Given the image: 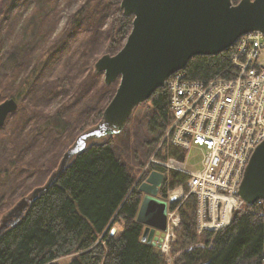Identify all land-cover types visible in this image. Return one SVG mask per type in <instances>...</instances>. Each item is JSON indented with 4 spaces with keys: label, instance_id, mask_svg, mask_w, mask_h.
<instances>
[{
    "label": "trees",
    "instance_id": "16d2710c",
    "mask_svg": "<svg viewBox=\"0 0 264 264\" xmlns=\"http://www.w3.org/2000/svg\"><path fill=\"white\" fill-rule=\"evenodd\" d=\"M9 1L18 7L24 3L22 0ZM58 1L38 0L41 16L37 23L32 22L38 25L32 28L34 33L27 44L26 40L22 41L26 29L12 35L16 14L11 7L5 9V2L0 0V83L4 81L2 79L6 81L5 74L14 77L23 73L28 76L27 82L22 83L26 88L24 94H30L32 100L38 101L43 111V106L57 100L59 107L55 112H49L42 125L45 132L50 130L62 135L69 131V111L80 101H91L92 96L100 95L101 102L99 96V106L89 108V123L80 131L100 119L116 86L114 83L106 86L100 79L102 74L95 72L92 64L100 53L114 55L121 49L131 30L132 17L123 16L120 0H84L76 11L67 16L62 35L52 39L51 35L61 19ZM63 1L69 5L74 0ZM238 1L232 0L234 4ZM24 24L30 23L26 21ZM77 34L86 37L78 49L73 50L71 40L75 41ZM8 39L11 40V52H2ZM46 45L52 48L41 62L40 48ZM63 52L68 55L63 61L64 72L52 88L46 87L47 83L42 81V67L57 63ZM231 52L232 48L218 55L191 58L183 70L185 78L209 81L216 77H229ZM0 93H6L1 84ZM149 102L153 112L137 123L144 127L143 136L157 135V131L164 130L168 119L165 88L157 89ZM22 131L23 128L18 129L16 136L19 137ZM124 134L122 131L115 138L109 137L89 146L73 160L56 184L29 207L17 225L2 235L0 264H55L57 259L66 256H72L69 264H166L158 248L141 241L143 226L136 221V215L142 194L133 187L134 176L115 153L116 147L121 146L129 151L130 138H124ZM161 136L159 132L156 137ZM18 140L12 138L10 152L15 150L13 146ZM136 153L133 152L134 159ZM156 155L164 160L172 157L183 161L186 151L164 145ZM4 164L5 180L0 183L3 189L0 194L4 196L0 197V204L9 202L15 194L19 195V178L15 177L17 159L8 158ZM152 170L164 174L159 190V196L164 199L176 187H185L188 180L187 174L167 171L154 164L148 166L142 179ZM6 183L8 186L4 185ZM176 206L177 203L170 209ZM6 209H9L8 205H0L1 214ZM195 211L196 196L190 194L178 206L180 224L176 230V248L172 250L173 254L177 253L174 264L264 263V202L251 207L244 205L242 210L234 212L228 227L216 233L205 232L200 239L195 232ZM115 223L122 226V232L117 238L109 237L108 228Z\"/></svg>",
    "mask_w": 264,
    "mask_h": 264
},
{
    "label": "water",
    "instance_id": "95a60500",
    "mask_svg": "<svg viewBox=\"0 0 264 264\" xmlns=\"http://www.w3.org/2000/svg\"><path fill=\"white\" fill-rule=\"evenodd\" d=\"M131 30L114 55L103 54L93 69L103 83L116 81L115 93L97 123L78 134L47 180L20 198L0 218V239L17 225L29 207L56 184L73 160L89 146L119 135L134 109L148 101L173 74L183 71L195 56L218 55L251 33L264 35V0H121ZM16 110L13 100L0 104V128ZM164 174L152 170L137 190L142 194L136 221L143 226L141 241L160 248L174 199L158 198ZM237 195L247 207L264 201V140L250 155ZM115 229L110 230V236ZM264 264V263H261Z\"/></svg>",
    "mask_w": 264,
    "mask_h": 264
},
{
    "label": "built area",
    "instance_id": "2783aa9c",
    "mask_svg": "<svg viewBox=\"0 0 264 264\" xmlns=\"http://www.w3.org/2000/svg\"><path fill=\"white\" fill-rule=\"evenodd\" d=\"M230 62L229 77L195 81L180 71L168 78L167 123L142 171L154 164L188 175L185 187H176L168 199L176 203L190 194L196 196L198 234L227 227L233 212L244 208L238 187L251 153L264 140V35L251 33L239 38L232 47ZM164 145L187 154L191 148H198L201 167L192 172L184 161L158 158L156 154ZM170 216L168 211L161 251L167 250L172 229L179 222L177 215L175 224Z\"/></svg>",
    "mask_w": 264,
    "mask_h": 264
},
{
    "label": "rangeland",
    "instance_id": "374dc122",
    "mask_svg": "<svg viewBox=\"0 0 264 264\" xmlns=\"http://www.w3.org/2000/svg\"><path fill=\"white\" fill-rule=\"evenodd\" d=\"M3 1L6 4L5 9H10L11 7L12 12L16 14V20H15L16 23L12 35H15L16 33H20L21 30L26 29V35L25 36L23 35L24 37L22 36L23 37L22 41L24 42V40H26V43L28 44L32 37V34L34 33V30L32 28H35L38 25V24L35 25L33 23H37L36 20H39L41 16L39 14L40 11L39 6H41V4L38 2V0H22V2L24 3L22 4L20 3L21 6L18 7V5L17 6H15V4L12 5L11 1L9 0H3ZM83 2L84 0H74L69 5H66L63 0L58 1V7L61 9V13H60L61 19L57 30L55 31V33L53 32L51 35L52 39L53 38L57 39L59 38V35L60 36L62 35L64 30V25L67 20V16H69L71 13L76 11ZM26 21L29 22L30 24L25 25L24 23ZM39 36L40 34L38 31L37 37ZM83 36H84L83 34L81 35L77 34L75 41L72 42L71 40L73 50L78 49V46L82 43L83 39L86 37ZM13 41L14 40H12V43ZM10 45H11V40L8 39V44L4 45L2 52L3 51L11 52V49L9 48ZM51 48H52L51 45H46L43 48H40L42 53L40 59L41 62H44L42 60L46 59L48 51ZM103 54L104 53L102 54L100 53L99 55H97V57H95L96 60ZM67 57H68L67 53L63 52L57 63H52L49 66L47 64L46 66L42 67L44 72L42 75L43 76L42 81L45 84L47 83L45 85L46 87L52 88L53 87L52 84L56 82V79L64 72L63 61ZM95 61L93 62L92 66L94 65ZM19 75H23V73L16 74L14 75V77L12 76V74L4 75L6 77V81L5 79H2L4 81L1 82L0 84L5 88L6 95L0 93L2 99L16 94L17 90L20 92V87L22 86V82L24 81L27 82L26 80L28 79V76L25 77L24 75V77L21 78V76L18 77ZM12 78L14 80H12ZM100 79L103 80V74L100 76ZM114 84L117 87L118 81L117 83ZM86 95L88 96V94ZM99 96L100 95L92 96L94 98L91 101L89 100L80 101L75 107H73L71 111H69L70 112L69 123H71L68 127L69 131H66L62 135H58L50 130L45 132L44 131L45 127L42 125L43 120L45 119L46 116L49 115V112L53 113L59 107L58 101L57 100L51 101L50 103L46 104L45 106H43L44 107V111H43L38 101L32 100L30 94H24L22 98V103L20 105V109L15 114L9 116L3 127L0 128V183H4L5 180V174L3 172V169L6 166L4 164V161H7L8 158L15 157L17 159V170H16L17 175H15V177L18 176L17 178H19V195L15 194L16 196L12 198V200H10L7 203H1L0 205L2 206L8 205L9 209L12 208L20 198L24 197L36 186L42 185L47 180L50 173L57 167L63 153L71 145L70 143H72V141L75 140L76 138L75 136L81 133L80 130L84 128L83 126L88 125L89 108L94 107L97 104L99 106L101 102V96H100V102L98 101ZM151 112H153V109L151 108V104L149 100L134 109L131 117L129 118L130 122L128 120L124 128V130L126 131L123 130V132H125L126 134L122 135L124 138H130L129 151H127L128 149H125L122 146L121 148L116 147L117 150H115L116 156H118L120 160L126 164L130 173L134 176L135 182L133 187L136 188L138 184L143 180L142 176L145 173V172L142 173L143 169L145 168L147 162L153 155L157 145L162 139L161 137L157 138L156 136L159 134V132L162 135L163 130L157 131L158 133L157 135L155 134L152 136L149 135L143 136L142 132H144L143 130L144 127L141 126L139 127L137 125L138 121L143 120V118L145 117H149L151 115ZM20 128H23V131L21 132V135L17 137L16 132ZM12 138H19V140L13 146L15 147V150L10 152V150H12V142H13ZM124 138L122 140H124ZM6 148L9 149V151H6ZM134 151L137 152L136 153L137 157L135 159L133 156ZM198 151H199L198 148L193 147L188 151L187 157L184 158L183 161L186 167L188 168V171L194 172L201 167L200 165L201 157L198 154ZM19 169H22L24 172H27V174L22 173ZM21 179H23V181ZM4 185L8 186L7 183ZM2 190L3 189L0 185V192ZM170 192L168 193L170 194ZM3 196H4L3 194H0V197ZM158 198L164 199L161 196H159V194H158ZM184 200H179L176 203L178 205H181ZM8 210L6 209V211L4 210L2 214L0 213V218ZM169 213L171 214L170 219L175 224L177 222V218H176L177 214L176 213L172 214L171 211ZM113 228L115 229V232L112 234V236L109 235V237H114V238L119 237V235L122 232V226L118 223L110 225L108 228L109 234H110V230ZM177 228L178 227L176 228L173 227L172 229L173 236L170 237L168 240L167 250L161 251L159 249L163 255L166 264H174V259L177 258L176 255L177 253L176 254L172 253L173 248H176L175 242L177 241V233H176ZM202 235H197V237L200 236L198 237V239H200ZM190 248H192V246L189 247V249ZM71 259L72 256L62 257L57 259L55 261V264H69Z\"/></svg>",
    "mask_w": 264,
    "mask_h": 264
},
{
    "label": "flooded vegetation",
    "instance_id": "af4514ba",
    "mask_svg": "<svg viewBox=\"0 0 264 264\" xmlns=\"http://www.w3.org/2000/svg\"><path fill=\"white\" fill-rule=\"evenodd\" d=\"M37 62V61H36ZM27 73H28V71H27ZM24 75V74H23ZM23 83V82H22ZM25 83V82H24ZM25 91H26V88H25V86H21L20 87V92L17 90L16 91V94H14V95H12V96H9V97H7V98H4V99H2L1 98V95H0V104L1 103H3L4 101H6V100H13L15 103H16V110L13 112V113H9L7 116H6V119H5V122H6V120H7V118L9 117V116H11V115H13V114H15L19 109H20V105H21V103H22V96L24 95V93H25ZM2 94V93H1ZM4 95H6V93H4ZM150 100V99H149ZM5 124V123H4Z\"/></svg>",
    "mask_w": 264,
    "mask_h": 264
},
{
    "label": "bare ground",
    "instance_id": "6f19581e",
    "mask_svg": "<svg viewBox=\"0 0 264 264\" xmlns=\"http://www.w3.org/2000/svg\"><path fill=\"white\" fill-rule=\"evenodd\" d=\"M187 155H188V154H187V152H186L185 158L187 157ZM147 175H148V174H146V176L144 177V179L147 177ZM144 179H143V180H144ZM237 192H238V191H237ZM238 197H239V196H238ZM173 204H175V203L170 204V206L173 205ZM170 206H169V210H170L171 212L176 211V214H177V216H178L179 222H178V224H177V226H176V227H178L179 224H180V218H179V215H178V206H179V205L177 204L176 208H174L173 210L170 209ZM170 211H169V212H170ZM228 212H229V210H228ZM233 214H234V212H233ZM233 214H232V218H233ZM231 222H232V220H231ZM230 224H231V223H230ZM230 224H229V225H230ZM196 225H197V214H196V212H195V232L197 233V231H196ZM229 225H228V226H229ZM228 226H227V227H228ZM225 228H226V227H225ZM225 228H223V229H225ZM221 230H222V229H221ZM219 231H220V230H219ZM217 232H218V231H217ZM166 233H167V228H166V231H165L164 238H165V236H166ZM203 233H205V232H202V233H200V234L197 233V235H202ZM109 235H110V234H109ZM164 238H163V239H164Z\"/></svg>",
    "mask_w": 264,
    "mask_h": 264
}]
</instances>
